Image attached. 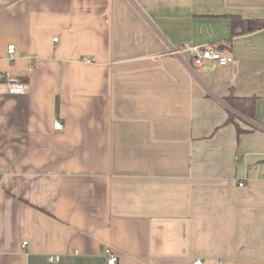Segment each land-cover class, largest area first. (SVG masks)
<instances>
[{
    "label": "crops",
    "instance_id": "obj_1",
    "mask_svg": "<svg viewBox=\"0 0 264 264\" xmlns=\"http://www.w3.org/2000/svg\"><path fill=\"white\" fill-rule=\"evenodd\" d=\"M232 14L264 0H0V264H264V27Z\"/></svg>",
    "mask_w": 264,
    "mask_h": 264
},
{
    "label": "built area",
    "instance_id": "obj_2",
    "mask_svg": "<svg viewBox=\"0 0 264 264\" xmlns=\"http://www.w3.org/2000/svg\"><path fill=\"white\" fill-rule=\"evenodd\" d=\"M56 40L57 38H54V41ZM14 49L15 48L13 44H9L7 46V54L10 60L13 58ZM190 50L192 52L193 63L197 65L202 64L205 60L215 61L218 65L221 66L226 65L227 63L232 61L231 55L222 54L218 49L208 46H195L191 47ZM174 52H179V50H175ZM84 61L90 62L91 60L89 58H84ZM0 83L5 85L6 90L9 94H24L28 91V84L26 82H24L20 78L10 76L5 72H0ZM53 126L55 128H60V123L58 121H55ZM238 185L242 186L243 182H238ZM25 244L26 242H23L22 246ZM104 252L106 254V264H116L117 256L108 248H106ZM49 259L51 261H56L58 259V256L51 255L49 256ZM193 264H205V262L201 259H195L193 260ZM217 264H220V262H217Z\"/></svg>",
    "mask_w": 264,
    "mask_h": 264
},
{
    "label": "trees",
    "instance_id": "obj_3",
    "mask_svg": "<svg viewBox=\"0 0 264 264\" xmlns=\"http://www.w3.org/2000/svg\"><path fill=\"white\" fill-rule=\"evenodd\" d=\"M230 36L244 34L264 27V19H244L238 15H230ZM224 101L235 111L246 116H252L255 106L254 97H241L234 95L231 91L224 96Z\"/></svg>",
    "mask_w": 264,
    "mask_h": 264
}]
</instances>
